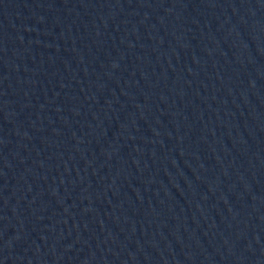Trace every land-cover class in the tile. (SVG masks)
I'll return each instance as SVG.
<instances>
[{
	"label": "water",
	"instance_id": "obj_1",
	"mask_svg": "<svg viewBox=\"0 0 264 264\" xmlns=\"http://www.w3.org/2000/svg\"><path fill=\"white\" fill-rule=\"evenodd\" d=\"M0 264H264V0H0Z\"/></svg>",
	"mask_w": 264,
	"mask_h": 264
}]
</instances>
